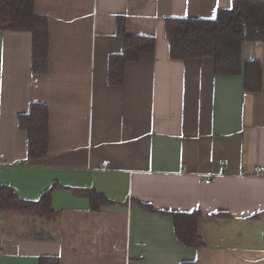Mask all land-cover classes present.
Returning <instances> with one entry per match:
<instances>
[{
    "label": "crops",
    "instance_id": "0c3cea01",
    "mask_svg": "<svg viewBox=\"0 0 264 264\" xmlns=\"http://www.w3.org/2000/svg\"><path fill=\"white\" fill-rule=\"evenodd\" d=\"M231 1L34 0L48 25L43 75L30 71L31 34L0 31V185L30 202L60 187L53 219L0 211V264H264V43L242 46V64L262 71L250 93L243 74L216 76L212 58L171 60L164 34L166 19H213ZM118 17L155 50L110 86ZM31 103L49 115L48 153L36 162L17 125ZM69 189L110 203L92 211ZM167 212H198L202 246H184Z\"/></svg>",
    "mask_w": 264,
    "mask_h": 264
},
{
    "label": "trees",
    "instance_id": "16d2710c",
    "mask_svg": "<svg viewBox=\"0 0 264 264\" xmlns=\"http://www.w3.org/2000/svg\"><path fill=\"white\" fill-rule=\"evenodd\" d=\"M0 31L29 32L32 36L31 74H46L48 25L44 16L34 12V0H0ZM115 33L123 39V49L121 53L109 56L107 83L110 86H121L126 64L137 61L141 55L152 54L155 39L152 36L128 35L124 17L116 19ZM164 34L171 60L212 58L216 76L243 74L244 91H260L262 71L259 63L251 61L243 65L241 56L244 43H264V0H232L230 8L219 9L213 19H166ZM17 125L27 133L26 161L44 159L49 141L48 108L43 104L31 103L26 113L18 115ZM58 188L57 184H53L40 194L37 201L30 202L19 198L9 186L0 185V211L53 219L56 214L52 210V194ZM69 190L76 196L86 197L92 211L110 203L94 189ZM166 214L172 218L175 235L184 246H202L196 229L198 212ZM38 264H59V260L54 256H43L38 259Z\"/></svg>",
    "mask_w": 264,
    "mask_h": 264
},
{
    "label": "built area",
    "instance_id": "2783aa9c",
    "mask_svg": "<svg viewBox=\"0 0 264 264\" xmlns=\"http://www.w3.org/2000/svg\"><path fill=\"white\" fill-rule=\"evenodd\" d=\"M104 165H107V163H104ZM259 172H260V169H259V168H255V169H254V174L257 175ZM209 182H210L209 179H207V180L205 181L206 184H208Z\"/></svg>",
    "mask_w": 264,
    "mask_h": 264
}]
</instances>
